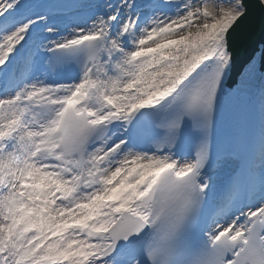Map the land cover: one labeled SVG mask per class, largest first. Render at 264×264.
Here are the masks:
<instances>
[{
	"label": "snow or ice",
	"instance_id": "1",
	"mask_svg": "<svg viewBox=\"0 0 264 264\" xmlns=\"http://www.w3.org/2000/svg\"><path fill=\"white\" fill-rule=\"evenodd\" d=\"M264 0H0V264H264Z\"/></svg>",
	"mask_w": 264,
	"mask_h": 264
},
{
	"label": "bare ground",
	"instance_id": "2",
	"mask_svg": "<svg viewBox=\"0 0 264 264\" xmlns=\"http://www.w3.org/2000/svg\"><path fill=\"white\" fill-rule=\"evenodd\" d=\"M260 60L259 52L256 54V71L244 83H241V75L238 78L237 85L240 88H258L259 96L258 101L261 104V90L264 89V72L257 70V65ZM242 74V73H241Z\"/></svg>",
	"mask_w": 264,
	"mask_h": 264
},
{
	"label": "water",
	"instance_id": "3",
	"mask_svg": "<svg viewBox=\"0 0 264 264\" xmlns=\"http://www.w3.org/2000/svg\"><path fill=\"white\" fill-rule=\"evenodd\" d=\"M258 51H259V45L257 44V45H256L255 55H256V53H257ZM262 67H264V60H262ZM242 70H243V68L240 67V68L237 69L236 72L233 73V77H232V79H233L235 82H236V78H237V76L242 72Z\"/></svg>",
	"mask_w": 264,
	"mask_h": 264
}]
</instances>
